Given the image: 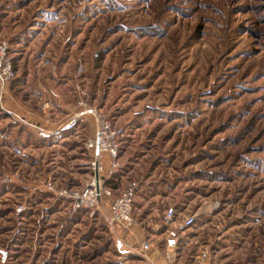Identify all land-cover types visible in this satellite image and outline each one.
Instances as JSON below:
<instances>
[{
  "label": "rangeland",
  "instance_id": "1",
  "mask_svg": "<svg viewBox=\"0 0 264 264\" xmlns=\"http://www.w3.org/2000/svg\"><path fill=\"white\" fill-rule=\"evenodd\" d=\"M0 40V264H162L194 215L175 264H264V0H0ZM82 98L123 127L131 230L61 193L89 174L93 116L64 128Z\"/></svg>",
  "mask_w": 264,
  "mask_h": 264
},
{
  "label": "built area",
  "instance_id": "2",
  "mask_svg": "<svg viewBox=\"0 0 264 264\" xmlns=\"http://www.w3.org/2000/svg\"><path fill=\"white\" fill-rule=\"evenodd\" d=\"M15 77L14 62L9 52L7 41L0 40V102L2 103L4 95L10 81ZM85 116H93L95 128L90 137L87 139L85 146L91 154L89 162V174L82 184L74 189L64 190L62 193L69 202L73 210H87L95 213L101 205L107 200L110 201L109 211L106 222L111 229L116 225H121L126 230H131L136 223L134 217L135 200L139 188L137 180H130L124 184L119 195H115L107 181L120 167L121 136L123 127L115 125L112 120L103 112L90 106L83 98L78 102L77 111L73 112L72 118L67 121L64 128L74 126L78 119ZM43 133H49V129L43 126L33 124L23 120ZM108 157L107 160L105 157ZM174 208L168 210L167 218L172 219ZM197 218L196 215L188 217L183 226H190ZM182 226V227H183ZM181 227V228H182ZM181 228H171L167 231L166 253L162 264H175L177 259V250L180 244ZM152 243L149 240L141 242L140 253L151 261L149 251ZM210 255L203 252L200 257V264H211Z\"/></svg>",
  "mask_w": 264,
  "mask_h": 264
},
{
  "label": "crops",
  "instance_id": "3",
  "mask_svg": "<svg viewBox=\"0 0 264 264\" xmlns=\"http://www.w3.org/2000/svg\"><path fill=\"white\" fill-rule=\"evenodd\" d=\"M8 92V91H7ZM7 96V95H6ZM18 110L22 113V114H24V115H27V113H30L31 111H30V109L29 108H27V107H25V106H23V105H21L20 106V108H18ZM31 115H33L32 114V112H31ZM94 131V130H93ZM106 158V160H107V156L105 157Z\"/></svg>",
  "mask_w": 264,
  "mask_h": 264
},
{
  "label": "trees",
  "instance_id": "4",
  "mask_svg": "<svg viewBox=\"0 0 264 264\" xmlns=\"http://www.w3.org/2000/svg\"><path fill=\"white\" fill-rule=\"evenodd\" d=\"M113 177H114V174H113V175H111L109 179H112Z\"/></svg>",
  "mask_w": 264,
  "mask_h": 264
}]
</instances>
